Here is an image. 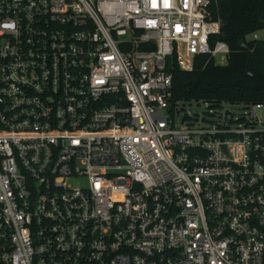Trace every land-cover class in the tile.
<instances>
[{
    "label": "built area",
    "instance_id": "obj_1",
    "mask_svg": "<svg viewBox=\"0 0 264 264\" xmlns=\"http://www.w3.org/2000/svg\"><path fill=\"white\" fill-rule=\"evenodd\" d=\"M217 5L0 0V264H264L263 104L170 110Z\"/></svg>",
    "mask_w": 264,
    "mask_h": 264
},
{
    "label": "trees",
    "instance_id": "obj_2",
    "mask_svg": "<svg viewBox=\"0 0 264 264\" xmlns=\"http://www.w3.org/2000/svg\"><path fill=\"white\" fill-rule=\"evenodd\" d=\"M214 10V17L222 21L218 39L230 46L229 60L217 64L208 56H200L193 70L175 69L172 113L179 103L191 101L215 107L223 103L264 105V40L246 41L249 34L264 28V0H218Z\"/></svg>",
    "mask_w": 264,
    "mask_h": 264
},
{
    "label": "rangeland",
    "instance_id": "obj_3",
    "mask_svg": "<svg viewBox=\"0 0 264 264\" xmlns=\"http://www.w3.org/2000/svg\"><path fill=\"white\" fill-rule=\"evenodd\" d=\"M222 109H230L235 115H240L245 111L241 105L223 104L221 107H215L204 101L181 102L178 105V113L175 117L176 125L194 121L196 124H204L219 121ZM257 114L264 120V105L258 108Z\"/></svg>",
    "mask_w": 264,
    "mask_h": 264
}]
</instances>
